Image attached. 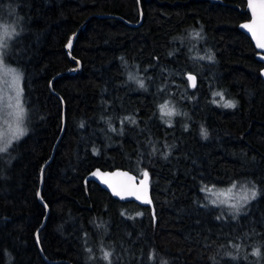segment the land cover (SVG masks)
Listing matches in <instances>:
<instances>
[{
	"label": "trees",
	"instance_id": "trees-1",
	"mask_svg": "<svg viewBox=\"0 0 264 264\" xmlns=\"http://www.w3.org/2000/svg\"><path fill=\"white\" fill-rule=\"evenodd\" d=\"M246 5L0 0L27 125L0 152V264H109L103 251L111 264H264V62L239 27ZM90 16L76 70L65 45ZM165 99L178 114L162 117ZM94 168L147 172L152 206L85 181ZM233 182L258 193L235 219L201 191Z\"/></svg>",
	"mask_w": 264,
	"mask_h": 264
},
{
	"label": "water",
	"instance_id": "water-1",
	"mask_svg": "<svg viewBox=\"0 0 264 264\" xmlns=\"http://www.w3.org/2000/svg\"><path fill=\"white\" fill-rule=\"evenodd\" d=\"M246 3L250 19L240 24L239 27L251 39L253 45L260 53L261 60L264 62V49L258 46L260 42H264V0H246ZM94 17L101 16H90L84 24H82V26L71 35L69 41L66 43L65 50L70 57L74 38L77 33L83 29L85 23ZM72 59L78 66L76 70H80L81 65L79 61L74 58ZM189 75L195 77V86L197 82L196 76L193 73L186 74L189 87L193 89V81L188 79ZM261 75L264 78V68L261 71ZM93 173L95 174L93 175ZM85 181L96 182L101 188L106 190L113 198L120 202H136L142 207L152 206V196L148 184V178L138 180L132 172L126 169L116 168L112 170H103L100 168H94L87 174ZM115 193H120V195H116ZM129 193L134 194L130 195ZM137 197H139V199H137ZM148 201H150V203Z\"/></svg>",
	"mask_w": 264,
	"mask_h": 264
},
{
	"label": "snow or ice",
	"instance_id": "snow-or-ice-1",
	"mask_svg": "<svg viewBox=\"0 0 264 264\" xmlns=\"http://www.w3.org/2000/svg\"><path fill=\"white\" fill-rule=\"evenodd\" d=\"M196 36H199V33H193ZM17 35L16 29L12 25H5V24H0V49H4L7 47L8 41L13 39V37ZM258 46L262 49H264V42H260ZM208 59H212L211 56L208 57ZM8 75L12 76L13 84L18 85L20 81V73L17 69L11 68L7 66L4 62L3 55L0 53V78L6 77ZM130 80H136V82L139 84L141 88H144V81L143 79H137L135 76H132L131 74L129 75ZM188 79L190 81H193L192 86L195 87V77L189 75ZM22 95V91H17L15 100L16 103L14 106H11L13 108V111L8 112L5 114L4 109L0 108V118L7 119L8 117H11L13 119V122L15 123V127L11 128L12 135L9 138H3V143L0 144V152H5L7 151L8 147L11 145L13 140H18L21 136H23L26 132V129L21 127V123L23 121V116H24V108L22 104L20 103V97ZM213 96H219L221 100H224L223 93L219 92H214ZM213 103H216V101H213ZM223 107L227 108H232L235 107V103L233 101H227L224 100V103L222 105ZM160 112L163 116H172L178 113H175V111L168 106V101H165L164 104H161L159 106ZM129 117H125L124 120H129ZM132 123H135L134 120L131 121ZM123 123V121H122ZM111 127V126H110ZM112 131H115L113 128ZM201 135L204 138H207V130L203 127H201ZM94 154H96V150H93ZM95 173H93L94 175ZM144 177L147 178L148 173L144 172L143 173ZM143 183V182H142ZM237 187L236 183L233 182L231 187L228 189L229 192H231L233 189ZM202 192H212V188L204 187L201 188ZM116 195H120V193H115ZM130 195L134 193H129ZM257 190L253 186L252 188H243V194L238 195L236 197L235 203H229L227 200H210L209 202L213 205H226L229 209L232 210L233 212V219L236 218V214H238L241 209L243 208L244 205H246L250 200H254L257 196ZM139 199V197H137ZM150 203V201H148ZM121 215H124V213H121ZM138 215H141L138 213ZM217 219H220V217H217ZM235 248H239V245H233ZM103 251V249H102ZM252 255L254 256H260V249L259 248H254L252 251ZM111 256V253L107 251H103V259L106 261H109V264H111V261L109 260V257Z\"/></svg>",
	"mask_w": 264,
	"mask_h": 264
},
{
	"label": "rangeland",
	"instance_id": "rangeland-1",
	"mask_svg": "<svg viewBox=\"0 0 264 264\" xmlns=\"http://www.w3.org/2000/svg\"><path fill=\"white\" fill-rule=\"evenodd\" d=\"M0 24H4V23L0 22ZM5 25H7V24H5ZM5 52H6L5 48L0 49V53H2L3 59H4ZM4 62L7 66L17 69L20 73L21 78H20L18 85L13 84V80H12L11 75L0 78V108L4 109L5 114L13 111V108L10 107V105L11 106L15 105L16 93H17V91H22V95L20 97V103L22 104V106L24 108V116H23V121H22L20 126L25 128L27 131L26 109H25V105H24V101H23L24 98H23V86H22V73L18 67L13 66L11 64H8L5 61V59H4ZM150 79L152 80V83L155 85V88H156L155 90L157 92L158 91L157 87L160 88V86L163 84V83H161L160 77L159 76H152ZM165 101H167V100L165 99L164 102ZM164 102H163V104H164ZM168 117H170V116H168ZM13 127H15V123L13 122V119L11 117H8L6 120L3 118H0V144L3 143V138L11 137V135H12L11 128H13ZM14 141H17V140H13V142ZM236 185H237V187L235 189H233L231 192L228 191V189L231 187V185L227 186V187H223V188H215V189L212 188V192H209L207 197L209 198V200H227V201H229V203H235L236 197L238 195L243 194V188H245V187L250 188V186H248V185L246 186L245 184L242 185L239 183ZM251 201L252 200H250V202ZM218 205L225 208V210L227 212L233 213L232 210L229 209L226 205H221V204H218ZM246 205L243 206V208L241 209L240 212H242L245 209Z\"/></svg>",
	"mask_w": 264,
	"mask_h": 264
}]
</instances>
